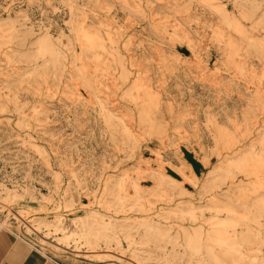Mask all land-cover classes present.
Here are the masks:
<instances>
[{
	"label": "rangeland",
	"instance_id": "obj_1",
	"mask_svg": "<svg viewBox=\"0 0 264 264\" xmlns=\"http://www.w3.org/2000/svg\"><path fill=\"white\" fill-rule=\"evenodd\" d=\"M0 229L84 264H264V0H0Z\"/></svg>",
	"mask_w": 264,
	"mask_h": 264
},
{
	"label": "crops",
	"instance_id": "obj_2",
	"mask_svg": "<svg viewBox=\"0 0 264 264\" xmlns=\"http://www.w3.org/2000/svg\"><path fill=\"white\" fill-rule=\"evenodd\" d=\"M44 254L14 232L0 229V264H84Z\"/></svg>",
	"mask_w": 264,
	"mask_h": 264
},
{
	"label": "bare ground",
	"instance_id": "obj_3",
	"mask_svg": "<svg viewBox=\"0 0 264 264\" xmlns=\"http://www.w3.org/2000/svg\"><path fill=\"white\" fill-rule=\"evenodd\" d=\"M4 204V203H3ZM6 206V205H5ZM15 216H16V214H15ZM21 217V216H20ZM19 217V218H20ZM14 219V218H13ZM23 220V219H22ZM21 220V221H22ZM23 222V221H22ZM27 225V224H26ZM27 227L30 229V230H32V231H35V232H37V231H39L40 230V227L41 226H32V225H27ZM73 236H74V238L76 239V238H81L82 236L84 237V235L83 234H81V236H78L77 237V235L76 234H72V235H69V236H63L62 237V240H60L59 241V243H57V244H55V246L57 247V248H64L62 245H67L68 244V242L70 241V240H73L74 238H73ZM210 250V249H209ZM209 250H207V251H209ZM211 250H212V248H211ZM97 255H99V254H97ZM103 256H106V257H113V258H116V256L114 255V254H102ZM118 258V257H117Z\"/></svg>",
	"mask_w": 264,
	"mask_h": 264
},
{
	"label": "water",
	"instance_id": "obj_4",
	"mask_svg": "<svg viewBox=\"0 0 264 264\" xmlns=\"http://www.w3.org/2000/svg\"><path fill=\"white\" fill-rule=\"evenodd\" d=\"M184 157H185L186 161L192 165L194 172L196 174H199V166L194 161L192 155H190L187 152H184Z\"/></svg>",
	"mask_w": 264,
	"mask_h": 264
}]
</instances>
